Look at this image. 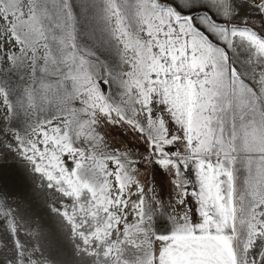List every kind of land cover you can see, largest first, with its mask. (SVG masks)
Returning a JSON list of instances; mask_svg holds the SVG:
<instances>
[{
    "label": "snow or ice",
    "instance_id": "6c2138e0",
    "mask_svg": "<svg viewBox=\"0 0 264 264\" xmlns=\"http://www.w3.org/2000/svg\"><path fill=\"white\" fill-rule=\"evenodd\" d=\"M0 264H264V0H0Z\"/></svg>",
    "mask_w": 264,
    "mask_h": 264
}]
</instances>
